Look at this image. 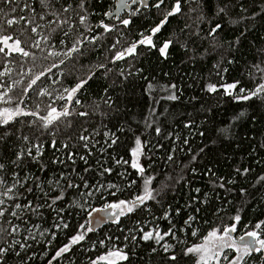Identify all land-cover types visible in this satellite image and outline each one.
Segmentation results:
<instances>
[{"label":"trees","instance_id":"16d2710c","mask_svg":"<svg viewBox=\"0 0 264 264\" xmlns=\"http://www.w3.org/2000/svg\"><path fill=\"white\" fill-rule=\"evenodd\" d=\"M26 3L35 9L34 13L24 7ZM52 3L55 7L45 10L39 0H14L11 4L0 0V23L21 16L32 20L35 16L33 24L21 20L9 27L4 23L0 36H11L12 42L19 38L21 47L36 56L33 61L31 56L23 57L19 53L6 55L9 50L5 48L4 53H0V72L8 69L10 74L0 77V81L6 86L14 85L9 95L23 99L28 110L36 111L39 105V114L43 116L49 104L59 109L65 103L55 99L63 89H71L91 72L95 75L77 93L81 103L76 105L73 101V115L64 118V122L43 130L37 117L26 116L7 126L11 135L0 144V162L6 165L4 178L9 184L13 171L19 172L21 180L27 177L24 188L18 191L23 193L27 187L34 189V194L28 196L33 207L51 203L59 194V188L53 187L57 180L65 189L64 199L52 208L44 206L36 213L25 208L17 210L20 218L6 217L12 223L5 227L18 225L19 230L6 234L0 244L20 253L19 256L10 254L7 264H49L50 260L51 264H105L99 257L117 249L129 255L128 261L119 264H197V255L186 254L187 249L201 244L212 229L222 230L225 225L233 224L236 215H240L241 220L237 231L232 233L234 239L252 230L260 231L264 238V225L261 229L254 227L264 221V181L259 179L264 176V102L255 98L236 101L224 94L222 88L216 93L206 88L209 83L219 86L239 81L236 89L239 92L240 87L253 89L264 83V73L255 67L259 65L264 69V0H199V6L181 0V13L169 17L161 31L153 36L155 47L138 45L133 55L116 63L111 62L114 53L139 41L141 33L149 35L175 0H165L167 8L162 5L161 9L153 6L156 0H146L147 7L138 0L122 9L118 19L105 13L114 12L119 0H85L83 11L77 7L80 0H52ZM69 3L72 10L63 12L62 8ZM220 8L225 11L219 12ZM52 11L59 12L61 20L68 19L62 29L69 31V36H64L56 24L49 25V21L56 19L48 14ZM201 13L203 20L198 19ZM80 15L87 16L84 24L80 23ZM123 19L131 23L124 26ZM101 23L113 27V31L105 32L103 27H97ZM216 24L222 28L215 36H209ZM36 25L40 27L33 33L31 28ZM53 28L57 31L52 32ZM77 35L83 41L80 45L83 55L74 54L72 59L63 55L48 56L49 51H66ZM41 37H48V42ZM93 37L98 39L90 43ZM38 39L40 48L32 47ZM61 39L65 44L60 43ZM117 39L120 43L111 49ZM168 40L172 43L164 56L159 48ZM49 67L52 71L23 95L31 79ZM172 84L176 89L168 90ZM45 88L52 95L37 98L36 93ZM171 92H175L177 100L168 99ZM79 112L88 115L80 116ZM241 112L244 115L241 116ZM34 119L36 125L29 126L28 122ZM67 121H71L70 126ZM156 128L160 129L159 134ZM53 130L55 136L49 134ZM3 131L5 129L0 128V132ZM109 133L114 134L115 144H111ZM81 135L90 138L85 142L79 139ZM23 136L28 140L18 139ZM137 137L144 145L140 162L146 169L145 175L155 177L151 187L156 199L121 217L119 223L106 217L104 222H98L100 217L92 220L94 209L142 194V178L130 166ZM53 140L57 144L55 149L50 146ZM33 144H42L43 154L36 160L25 156L19 161V168L13 165L17 151ZM70 153L76 154L75 164L68 160ZM33 155H36L35 149ZM81 156L87 158L86 163ZM118 160L129 163L117 164ZM103 168H111L112 172L101 175ZM62 174L81 187L67 188ZM36 177L40 178L47 197L36 188ZM48 180L52 184L47 183ZM132 181L136 183L129 188ZM85 182L88 188L83 187ZM98 183L115 184L120 190L105 187L97 191ZM81 192L93 194L81 196ZM17 202L24 205L28 201L21 198ZM74 204L83 207L72 206ZM58 209L64 211L58 213ZM189 216L195 219L185 224ZM61 218L68 224L67 228L54 227L61 223ZM89 221L91 223H86ZM81 224L85 231L90 226L95 230L87 233L86 239L74 245L69 253L52 260L55 252L70 243L71 237L81 230ZM157 226L161 234L174 226L175 237H165L161 242V245L174 246L167 252L154 241L140 239L139 228L149 231ZM132 235L136 236L135 241L124 239ZM171 256L177 259L173 261ZM259 261L260 254L248 258V264H259Z\"/></svg>","mask_w":264,"mask_h":264},{"label":"snow or ice","instance_id":"6c2138e0","mask_svg":"<svg viewBox=\"0 0 264 264\" xmlns=\"http://www.w3.org/2000/svg\"><path fill=\"white\" fill-rule=\"evenodd\" d=\"M5 4H11L14 3V0H3ZM59 2V0H57ZM84 2L85 0H80V3L78 4V8L83 11L84 10ZM132 3H137L138 0H131ZM140 3H143L145 7H147L146 0H139ZM187 3H197L199 6V0H185ZM40 6L47 10L50 6L53 8L55 7L52 3V0H39ZM129 5V0H119L118 6H117V12H107L105 15L111 17V18H119V11L121 9H126ZM164 6L167 8V5L165 4V0H156V3L153 5L157 9H161V6ZM25 8H30V6L26 3L24 5ZM13 11L15 9H12ZM72 10L71 3L67 4L62 8L63 12H69ZM30 11L33 13L35 12L34 8H30ZM181 0H175V3L172 5L170 10H167L164 12V18L161 20V22L154 28L151 29V32L149 35L145 36L143 33H141V39L137 42L132 43L129 47L124 48L123 50H117L112 58V63H116L117 61H120L124 59L126 56L133 55L136 52V48L138 45H146L155 47L153 44V36H155L156 33H159L161 29L164 27V25L168 22V18L175 16L179 13H181ZM190 11H196V9L190 8ZM224 8H220L219 12H224ZM0 12H2V9H0ZM48 14L53 15L56 17L55 20L49 21V25L56 24L57 28H59L64 36H69V31H64L62 29V25L67 24L69 21L67 18L61 20L59 19V12L52 11ZM79 15V13H77ZM44 17L41 16V19ZM87 16L80 15V23L84 24L86 21ZM198 19L203 20V14L201 13L198 17ZM21 20H24L27 24H33L35 22V16H33L32 20H28L26 17H19V18H11L6 19L3 21V23H0V29H3L4 23H6L9 27H11L14 24H19ZM121 23L124 26H128L131 21L129 19H123ZM40 25H36L31 28V31L33 33H36ZM97 27H103L105 32H111L113 31V27H110L107 24L101 23V25H98ZM57 28H53L52 32H56ZM222 28V25L216 24L215 27L211 28L210 32L208 33L209 36H215L219 29ZM91 30V29H89ZM198 34V33H197ZM41 39L44 40L45 43L48 42V37H41ZM98 37H93L91 42H94ZM10 40H13V37L11 36H0V44H3L4 47H0V53H4L5 48L9 49V52L6 53V55H11L12 53H19L23 57H29L31 56L33 61L36 60V56L34 53H30L29 51H26L23 47H21V41L19 38H16L13 43H9ZM239 41V37L237 38V42ZM60 43L63 45L65 44V41L63 39L60 40ZM83 43L82 39L79 35L73 37L71 47H68L66 51L60 52V51H49L48 56H60L63 55L69 59H72L74 54L76 56L83 55V51L81 50L80 45ZM119 39L116 40L115 43H113L110 48L115 49L116 45L119 44ZM172 41L168 40L163 43L162 47L159 48V51L162 55H167V49L170 47ZM41 41L38 39L33 44L32 47L40 48ZM45 59L47 57H44ZM61 64L64 63V60L60 61ZM52 67H58V65H52ZM52 67H49L46 71L39 72L31 81L29 82L28 89L23 90V95H27V91L32 88V86L36 85L38 81H40L42 78L46 77L48 73L52 71ZM98 67H105V65H99ZM259 71L264 73V69H260L259 65L255 66ZM31 69H29V73H31ZM226 71V69L224 70ZM10 74V70L6 69L4 72H0V77H3L4 75ZM123 69L120 70V75L123 76ZM219 74V73H218ZM95 75V72H91V74L86 78L80 80L74 87L71 89H63V91L60 93L59 96L55 97V99L64 101L65 103L61 105V107L58 109L57 107H53L52 104L48 105V111L46 115L41 116L39 114V105H37L36 111H30L27 108V105L24 104L23 99L17 100L13 96L9 95V93L12 92L13 86H6V84L2 81H0V89H3V91H0V128L5 129V131L0 132V144H4V142L7 140L8 136L11 135V133L7 130V126L9 124L15 123L20 117H26V116H33L37 117L40 121L39 127L43 130H49L52 128L54 124H57V122H64V118H67L71 115H73V108L74 104L73 101H75V104L78 105L81 103L80 99L77 96V93L80 92L81 89L84 88V86L88 83L89 80L92 79V77ZM126 78V77H125ZM239 81L233 82V83H224L219 86L209 83L207 84L206 88L207 91L210 93H216L220 88L224 90V94L230 95L233 97L236 101H250L253 98L260 100L261 102H264V83H260L257 86H255L253 89H246L243 87L239 88V92H236V89L238 88ZM151 85H149V89H151ZM176 85L172 84L168 86V90L176 89ZM52 93L48 91L47 88H45L42 91H38L36 93L37 98L42 96H51ZM110 99V98H109ZM168 99L170 100H177L178 97L175 94V92H171V94L168 96ZM55 100H53V103ZM107 103V101H106ZM23 105V107H22ZM78 115L80 116H86L88 115L87 112H79ZM240 115H244L243 112L240 113ZM239 118V117H238ZM29 126L36 125L37 120L29 121ZM147 123V121H146ZM67 124L70 126L71 121H67ZM189 125H186V127ZM58 127V125H57ZM157 134H159L160 129L156 128ZM52 136L56 135L55 130L51 131L49 133ZM111 137V144L116 143V139L114 138V134L109 133L108 134ZM24 139L25 141L28 140L27 136L18 137ZM90 137L81 135L79 137L80 140H83L87 142ZM107 143V142H106ZM185 143H187V140H185ZM52 148H57L56 141L53 140L50 145ZM64 147H67V144L63 145ZM111 146V145H109ZM85 148H87V143L84 145ZM144 145L142 144L139 137L135 140V147L131 151L132 160L130 162V166L132 169L137 170L138 175L142 178V188L141 192L142 194L134 195L131 199H121L118 202L115 203H107L102 208L94 209L93 211L98 213H105L106 219L112 220L113 223H119V220L123 216H127L133 212H135L138 208H141L147 201L155 200L156 197L154 195V189L151 187L153 180L155 179L152 175H145L146 169L141 164V158L144 157L143 152ZM43 145L42 144H33L31 147L27 149H22L20 151H17L16 158L12 160V164L15 165L17 168L20 167L19 161L23 160L25 156L31 157L32 159L36 160L40 155L43 154L42 151ZM33 149H35L36 155H33ZM203 151V149H201ZM75 153L68 154V160L71 161L72 164H75L74 156ZM147 158V157H145ZM81 160H84L85 163L87 162V158L84 156L80 157ZM169 160L172 159V156L168 157ZM195 159V157H193ZM63 162V161H60ZM117 164L124 163L128 164L129 161H116ZM6 165L3 162H0V241H3L5 235H11L13 233H16L19 230L18 225H14L11 228L5 227V224H11V219H7L6 217H17L20 218L18 215L17 210H23L25 208H29L32 210L33 213H36L37 210L41 207L47 206L49 208H52L53 205H55L58 201L64 199V191L65 189L63 187H60L59 180L56 181L55 185L53 186L54 189L59 188V194L56 195L51 199V203H46V205L37 204L35 207L32 205V201L28 200L29 195L34 194V189L32 187H27L24 189V192L21 193L18 191V188H24V185L27 183V177L23 180L20 179L19 172L13 171L12 173V182L9 184V182L4 178V170ZM43 170V165L41 166ZM151 167V165H149ZM87 171V169H85ZM195 172V169L192 170ZM239 172L240 170L237 169ZM245 172L248 170L245 169ZM111 168H103V171L101 172V175L104 173H111ZM123 175V174H121ZM61 179H64L67 181V188H80L81 185L75 184L71 181L69 177L61 175ZM82 179V177H81ZM260 181H264V176H261ZM36 188L39 189V191L42 193L43 196L47 197L48 193L45 192L40 184V178L36 177ZM47 183L52 184L51 180H48ZM136 181H132L128 187H132ZM223 187V185H220ZM84 188H88L89 185L85 182L83 185ZM109 188V189H117L119 191L120 189L115 184H109L107 186L103 184H97L96 190L99 191L101 188ZM195 191L198 193L200 191L199 188L195 189ZM243 191V190H242ZM93 193H83L81 192V196L87 195L91 196ZM112 195H115V192L111 193ZM23 198L24 200H27V204L22 205L21 203L17 202L19 199ZM39 199V197H37ZM9 201H12V203H9ZM72 206L77 207H83L79 204H74ZM11 209V211H10ZM58 213L64 211V209H58L56 210ZM198 211V209H197ZM179 213V210H177V214ZM91 215V213H89ZM165 219L168 218L167 214L164 217ZM195 217L189 216L188 220L185 221V224H189L190 221L194 220ZM234 223L231 225H225L223 229L220 228H214L212 229L205 237L204 242L201 244H198L194 247H190L187 249L186 254H196L198 256V262L197 264H210L211 261H215V264H220L219 257L221 255H224V259L228 260L227 255L224 254V249H231L233 252L236 253V255L228 261V264H248V258L252 257L253 254H260V261L259 264H264V238H262V234L260 231L252 230V231H246L244 234L240 235L238 239H234L232 237V233H235L237 231V224L241 220L240 215H236L234 218ZM98 222H104L103 219L99 220ZM91 223V221L86 222ZM150 223V222H149ZM264 225V221H261L257 223L254 227L255 229H261V226ZM54 227L57 228H67L68 224L66 222H63V218H61L60 224H54ZM80 231L77 232L76 235H73L70 239V243L65 244L64 246L60 247L52 257V260H56L60 258L61 256H64L66 253H69L74 245L80 244L82 241L86 239V234L93 232L95 229L94 227H87L86 231L85 226L81 224ZM141 233L140 239L143 241H154L155 244L161 245L162 241H165V237L172 236L175 237V231L174 226L170 227L168 231L161 234V230L159 229V226L149 230L145 231L143 227L138 229ZM47 231V230H46ZM44 233L42 232L41 235ZM195 235V233H193ZM55 236V233H53V237ZM35 239V237H32ZM111 239V238H109ZM126 241L131 239L135 241L137 238L135 235L132 236H125L124 238ZM15 243H19L16 241ZM104 241H101V244H103ZM24 245H21L23 247ZM165 252L171 250L174 246L172 244L164 243L161 245ZM127 247V245H125ZM153 252L156 251V248L152 249ZM16 255L19 256V252H12L10 246H3L0 244V264H7V257L9 255ZM171 260L175 261L177 259L176 256H171ZM100 261L105 262V264H119L121 261H128L129 255L127 252H125L123 249H117L107 252L106 255H103L99 257ZM49 264H51V260L49 261ZM93 264H96V262H93ZM255 264V262H253Z\"/></svg>","mask_w":264,"mask_h":264},{"label":"rangeland","instance_id":"374dc122","mask_svg":"<svg viewBox=\"0 0 264 264\" xmlns=\"http://www.w3.org/2000/svg\"><path fill=\"white\" fill-rule=\"evenodd\" d=\"M133 3L131 2V0H129V5H132ZM9 43L11 44V43H13L12 41H9ZM8 49V48H7ZM9 50V49H8ZM106 215V214H105ZM233 237V236H232ZM203 242H204V240H203ZM202 242V243H203ZM111 251V250H110ZM224 254L225 255H227V257H228V260H225L224 259V255H221L220 257H219V261H220V264H228V261L229 260H231L235 255H236V253L235 252H233L231 249H224ZM197 258H198V256H197ZM103 262V261H102ZM210 264H215V261H211L210 262Z\"/></svg>","mask_w":264,"mask_h":264},{"label":"water","instance_id":"95a60500","mask_svg":"<svg viewBox=\"0 0 264 264\" xmlns=\"http://www.w3.org/2000/svg\"><path fill=\"white\" fill-rule=\"evenodd\" d=\"M121 10H122V9H121ZM121 10H120V11H121ZM120 11H119V12H120ZM115 12H117V9H116L113 13H115ZM95 217H98V218L100 217L101 219L105 220L106 215H105V213H98V212H95V211H94V212L92 213V216H91L92 220H94Z\"/></svg>","mask_w":264,"mask_h":264}]
</instances>
